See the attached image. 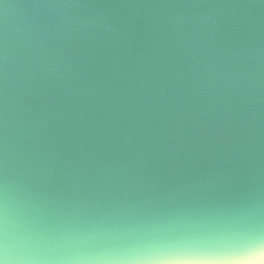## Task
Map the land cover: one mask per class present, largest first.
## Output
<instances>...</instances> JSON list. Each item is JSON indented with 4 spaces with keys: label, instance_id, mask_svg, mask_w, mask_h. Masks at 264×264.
Returning a JSON list of instances; mask_svg holds the SVG:
<instances>
[{
    "label": "water",
    "instance_id": "95a60500",
    "mask_svg": "<svg viewBox=\"0 0 264 264\" xmlns=\"http://www.w3.org/2000/svg\"><path fill=\"white\" fill-rule=\"evenodd\" d=\"M90 246L264 243V0H0V198Z\"/></svg>",
    "mask_w": 264,
    "mask_h": 264
},
{
    "label": "clouds",
    "instance_id": "9594fccd",
    "mask_svg": "<svg viewBox=\"0 0 264 264\" xmlns=\"http://www.w3.org/2000/svg\"><path fill=\"white\" fill-rule=\"evenodd\" d=\"M98 233L74 217L12 213L0 198V264H131L123 252L90 246Z\"/></svg>",
    "mask_w": 264,
    "mask_h": 264
},
{
    "label": "snow or ice",
    "instance_id": "6c2138e0",
    "mask_svg": "<svg viewBox=\"0 0 264 264\" xmlns=\"http://www.w3.org/2000/svg\"><path fill=\"white\" fill-rule=\"evenodd\" d=\"M124 255L131 264H264V243L219 251L194 241L160 240L132 244Z\"/></svg>",
    "mask_w": 264,
    "mask_h": 264
}]
</instances>
